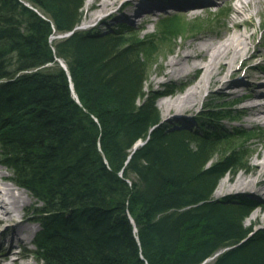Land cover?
I'll return each mask as SVG.
<instances>
[{
    "label": "trees",
    "instance_id": "16d2710c",
    "mask_svg": "<svg viewBox=\"0 0 264 264\" xmlns=\"http://www.w3.org/2000/svg\"><path fill=\"white\" fill-rule=\"evenodd\" d=\"M22 1L34 9L0 0V163L40 205V261L264 264V228L245 225L256 204L213 196L243 167V132L163 122L153 39L77 30L86 0ZM178 16L159 21L161 43Z\"/></svg>",
    "mask_w": 264,
    "mask_h": 264
},
{
    "label": "bare ground",
    "instance_id": "6f19581e",
    "mask_svg": "<svg viewBox=\"0 0 264 264\" xmlns=\"http://www.w3.org/2000/svg\"><path fill=\"white\" fill-rule=\"evenodd\" d=\"M97 1L95 13L91 16L93 19H97L102 13L121 3V0ZM135 1L122 2L116 13L121 12L126 4L129 6V3ZM224 1L231 3L234 12L229 20L232 26L226 27L222 33L218 32L212 36L198 38L197 42L189 43L183 51L177 52L169 60L167 64L169 70L165 75L184 77L197 74V79L194 80L193 78V81L185 87L183 96L165 99L158 106L163 108L165 112H187V110H193L200 103L202 93L215 84H219L221 89L215 93L217 96H221L224 89L231 88L233 89L232 93L237 94L241 87L245 86L249 92L244 97L238 98L243 101L241 113L247 116V121L251 125H264V81H260L264 75H255L254 78L259 82L256 85L250 84L246 79H238L244 66L250 65L255 59L264 57V51L259 52L256 49L252 53V49L256 48L254 42L256 30L242 29L244 25L252 27L254 15H264V0ZM95 2L96 0H87L90 6H94ZM213 4V0H189L187 6L185 4H172L163 0L146 5L143 2L139 4L140 8H137L134 13H128V15L142 17L143 9L152 11L154 8H164L167 5L173 7L171 9H181L182 14L196 15L199 8H209ZM114 15L116 14L111 13L104 20ZM85 24L87 22H84L82 26ZM240 59H242V67L232 71V67ZM259 68V65H256L249 69L258 70ZM213 94V92L209 93L208 101ZM180 115L184 114L177 113L176 116ZM249 188L264 189V148L257 151L256 160L251 167L246 168L237 177L223 180L215 191V195L218 196L223 190H238L240 193L248 191ZM25 197H29V193L11 182L9 177L0 171V236L4 237L1 244V250L4 251L3 264H39L37 260L40 261L37 256V260L31 257L32 252L23 253L16 250V247H24L30 244L37 232L36 227L29 226V224L37 222V218L28 214V200ZM254 216L264 220V211H257Z\"/></svg>",
    "mask_w": 264,
    "mask_h": 264
},
{
    "label": "rangeland",
    "instance_id": "374dc122",
    "mask_svg": "<svg viewBox=\"0 0 264 264\" xmlns=\"http://www.w3.org/2000/svg\"><path fill=\"white\" fill-rule=\"evenodd\" d=\"M127 0H121L125 2ZM133 1V0H132ZM161 0H136L134 3H129V6L123 7L121 12H117V8L120 6L119 3L113 9L102 13L97 19H93L91 16L95 13L97 0L94 6H90L85 1L84 6V18L80 26L84 22H87V25L90 26L87 28H82V30H102L103 32H108L110 30L118 29L119 27H126L131 30L132 33L137 34L138 38L141 40H154V55L152 61H154V66L150 69L149 81L146 85L147 91L160 92L163 95L157 100V106L159 103L168 98H175L183 96L185 87L194 80L197 79L196 75L177 77L176 75H165L168 72V62L171 58L180 51H183L186 45L189 43L197 42V39L204 36H212L216 33L224 32L226 27H231L232 24L229 22L230 18L233 16L234 12L231 8V3L224 0H213L214 4L210 5L209 8L201 7L198 9V14L192 15L191 13L182 14L181 9L175 8L181 14L178 16L180 20L173 21V27H178L174 32H179L176 37L168 38L166 41L161 43L162 37L159 34L160 24L159 21L163 16L170 14V5L165 6L164 8H154L152 11L148 9H143V16H134L128 15V13H134L135 10L139 7V4L145 2L156 3ZM169 1L172 4H185L186 6L189 3V0H163ZM138 4V5H137ZM146 11V13H145ZM150 11V13H149ZM115 13L116 15L109 17L104 20L109 14ZM173 13V12H172ZM129 25V26H128ZM85 26V25H84ZM83 26V27H84ZM243 30L250 29L256 30V37L254 39L256 48L252 49V53L257 51H264V15L257 16L254 15L252 19V27L244 25ZM154 35V37L152 36ZM242 59L238 60L237 63L232 67V71L240 68ZM259 65L258 70H250L251 67ZM246 68L242 69L241 76L238 77L239 80H248L250 84H259L258 81L254 78L255 75H264V57L260 59H255L250 65L245 66ZM250 68V69H249ZM248 71V72H247ZM252 71V72H250ZM247 72V73H246ZM247 78H246V77ZM228 81V79H227ZM253 89V87H251ZM255 89V88H254ZM221 90L219 84H215L212 88L204 91L200 103L193 109L187 110V112H165L163 108L158 106V109L161 112V117L163 122L169 127H182L189 130H201L205 131L209 128L211 129H221L228 131H241L243 132L242 138L236 142L238 148H242L243 167L237 170L235 173L226 174L218 183L217 188L221 185L222 181L230 177H237L238 174L242 173L246 168L251 167V165L256 160L257 151L264 148V125H251L247 121V116L241 113L243 103L236 104L237 99L243 94H246L248 91L245 86H242L240 92L235 94L232 93L231 89H224L221 96H217L215 93ZM213 92L212 98L208 101L209 93ZM208 101V102H207ZM234 106V109L237 110V113H232V119L212 121V117L216 116L215 111H219L222 108ZM177 113H182L184 115L176 116ZM201 126V127H200ZM219 157L214 158V161H217ZM0 171L3 172L11 182H13V174L5 166L0 163ZM15 185L16 183L13 182ZM18 186V185H17ZM216 188V190H217ZM215 190V191H216ZM28 192V191H27ZM29 193V192H28ZM216 199H223L228 196L242 197L245 199H251L256 207L251 211L250 215L245 220L246 226H252L255 230L264 228V220L261 218L258 219L254 216L257 211H264V189L259 188H249L248 191L240 192L238 190H223L218 196L215 195ZM28 200V214L32 217L39 219L38 214L40 212V205L37 203V200L29 193V197H25ZM37 228V232L34 234L33 241L27 246L16 247L17 252H32V258H36L35 252L37 251L36 237L42 231V228L38 222L29 224ZM4 241V237L0 236V264H3V254L4 251L1 250V244ZM6 248V246H5ZM39 264H44L42 261L37 260ZM212 261H209L207 264H211Z\"/></svg>",
    "mask_w": 264,
    "mask_h": 264
},
{
    "label": "water",
    "instance_id": "95a60500",
    "mask_svg": "<svg viewBox=\"0 0 264 264\" xmlns=\"http://www.w3.org/2000/svg\"><path fill=\"white\" fill-rule=\"evenodd\" d=\"M21 2H23L22 0H20ZM27 7H29V8H31V9H33L32 7H30L28 4H26V3H24ZM71 34V33H70ZM70 34H67V35H65V36H68V35H70ZM65 36H60V37H65ZM61 64H62V66H63V68L64 69H67V67H66V65L63 63V62H61ZM49 66V65H48ZM72 88H73V86H72ZM75 95V97L77 98V95L76 94H74ZM77 100H78V98H77ZM79 101V100H78ZM145 144V142H139L136 146H135V148H134V150H136L139 146H142V145H144ZM220 255V253L219 254H217L215 257H213V258H211V259H208L207 261H205L203 264H207L209 261H211V260H214L217 256H219Z\"/></svg>",
    "mask_w": 264,
    "mask_h": 264
}]
</instances>
